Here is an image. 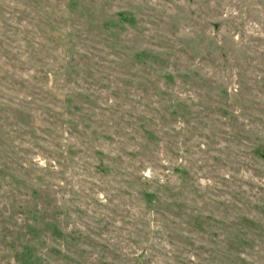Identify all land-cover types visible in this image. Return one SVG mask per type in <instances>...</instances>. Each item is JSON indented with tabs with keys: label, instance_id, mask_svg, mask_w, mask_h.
<instances>
[{
	"label": "rangeland",
	"instance_id": "1",
	"mask_svg": "<svg viewBox=\"0 0 264 264\" xmlns=\"http://www.w3.org/2000/svg\"><path fill=\"white\" fill-rule=\"evenodd\" d=\"M0 264H264V0H0Z\"/></svg>",
	"mask_w": 264,
	"mask_h": 264
},
{
	"label": "trees",
	"instance_id": "2",
	"mask_svg": "<svg viewBox=\"0 0 264 264\" xmlns=\"http://www.w3.org/2000/svg\"><path fill=\"white\" fill-rule=\"evenodd\" d=\"M63 102H64V100H63ZM100 169V168H99Z\"/></svg>",
	"mask_w": 264,
	"mask_h": 264
}]
</instances>
